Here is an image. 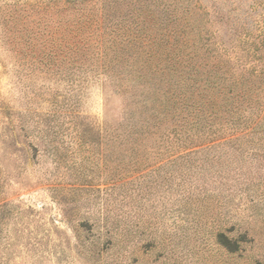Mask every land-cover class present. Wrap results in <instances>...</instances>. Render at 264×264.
I'll use <instances>...</instances> for the list:
<instances>
[{
	"label": "rangeland",
	"instance_id": "rangeland-1",
	"mask_svg": "<svg viewBox=\"0 0 264 264\" xmlns=\"http://www.w3.org/2000/svg\"><path fill=\"white\" fill-rule=\"evenodd\" d=\"M79 1L0 0V264H264V0Z\"/></svg>",
	"mask_w": 264,
	"mask_h": 264
},
{
	"label": "trees",
	"instance_id": "trees-1",
	"mask_svg": "<svg viewBox=\"0 0 264 264\" xmlns=\"http://www.w3.org/2000/svg\"><path fill=\"white\" fill-rule=\"evenodd\" d=\"M83 1V0H82ZM82 1H79V2H77V4H76V7H78V6H80L81 5V3H82ZM83 21V20H82ZM83 23V22H82ZM89 41H87L86 43H88ZM181 113L183 114V112L181 111ZM184 116V115H183ZM182 118H184V117H182ZM136 134H139V133H144V132H140V130H138V129H136Z\"/></svg>",
	"mask_w": 264,
	"mask_h": 264
}]
</instances>
